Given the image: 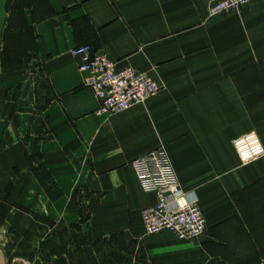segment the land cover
<instances>
[{
  "label": "crops",
  "instance_id": "crops-1",
  "mask_svg": "<svg viewBox=\"0 0 264 264\" xmlns=\"http://www.w3.org/2000/svg\"><path fill=\"white\" fill-rule=\"evenodd\" d=\"M6 3L0 93L16 109L3 118L0 168L14 170V190L30 186L47 249L56 229L37 215L94 241L121 236L146 264H264V0L219 16L205 0H23L18 27ZM82 45L149 77L156 95L100 112L71 54ZM160 148L206 221L201 238L145 232L142 211L157 198L132 162ZM6 153L19 156L9 165ZM78 200L89 203L85 219Z\"/></svg>",
  "mask_w": 264,
  "mask_h": 264
},
{
  "label": "built area",
  "instance_id": "built-area-1",
  "mask_svg": "<svg viewBox=\"0 0 264 264\" xmlns=\"http://www.w3.org/2000/svg\"><path fill=\"white\" fill-rule=\"evenodd\" d=\"M251 0H207L212 16L236 11ZM72 56L78 70L85 73V85L100 101L101 111L118 113L156 95L157 85L146 75L131 68L116 69L105 56L88 46L74 47ZM132 167L144 192L156 196L155 205L142 211V222L148 235L168 233L179 240H192L206 232V222L196 200L186 193L174 166L163 148L134 160Z\"/></svg>",
  "mask_w": 264,
  "mask_h": 264
},
{
  "label": "rangeland",
  "instance_id": "rangeland-1",
  "mask_svg": "<svg viewBox=\"0 0 264 264\" xmlns=\"http://www.w3.org/2000/svg\"><path fill=\"white\" fill-rule=\"evenodd\" d=\"M22 4L23 0H7L6 3V9H14L11 19L16 27H18L16 23L21 14ZM11 34L12 32L9 31L5 39L10 42L8 52H19L14 55V58L18 59L17 56L24 50L20 45L18 47L17 36ZM12 57L13 54L10 58ZM3 64L8 69L14 67L8 62L3 61ZM10 99H4L3 94L0 93V134L3 118L10 117L16 109ZM14 155L19 156L14 153L4 155L9 165L12 164L9 162H13ZM15 176L13 169L0 168V249L5 264H146L140 247L127 245L121 236L94 241L78 225L66 226L60 223L57 225V222L50 217L37 215L36 219L43 225L46 223L48 228L56 229L58 247L49 251L44 241L45 233L36 236L33 230L35 216H30V202L25 198L31 191L30 186L21 185L20 189L14 190ZM51 188L58 194L57 186L49 187L50 190ZM77 203L82 218L85 219L88 215L89 203L84 200H78Z\"/></svg>",
  "mask_w": 264,
  "mask_h": 264
},
{
  "label": "bare ground",
  "instance_id": "bare-ground-1",
  "mask_svg": "<svg viewBox=\"0 0 264 264\" xmlns=\"http://www.w3.org/2000/svg\"><path fill=\"white\" fill-rule=\"evenodd\" d=\"M206 2H207V0H205ZM207 4H208V2H207ZM246 5V4H245ZM208 7H209V5H208ZM241 8V7H240ZM231 12H235V11H231ZM231 12H227V13H231ZM208 13H209V11H208ZM226 13V14H227ZM98 54V53H97ZM149 78V77H148ZM153 81V80H152ZM92 91V90H91ZM99 101V100H98ZM140 105V104H139ZM138 106V105H137ZM135 107V106H134ZM130 109V108H129ZM128 110V109H127ZM99 111L100 112H102L101 111V106H100V101H99ZM125 111V110H124ZM121 112H123V111H121ZM103 113H108V112H103ZM108 114H115V113H108ZM197 205V204H196ZM205 220V219H204ZM206 222V221H205ZM147 234V233H146ZM160 234H165V233H160ZM168 234V233H167ZM148 235V234H147ZM159 235V234H158ZM170 235V234H169ZM149 236H154V235H149ZM172 236V235H171ZM174 237V236H173ZM175 238V237H174ZM201 238V237H200ZM177 239V238H176ZM198 239V238H197ZM177 240H179V239H177ZM192 240H195V239H192Z\"/></svg>",
  "mask_w": 264,
  "mask_h": 264
},
{
  "label": "water",
  "instance_id": "water-1",
  "mask_svg": "<svg viewBox=\"0 0 264 264\" xmlns=\"http://www.w3.org/2000/svg\"><path fill=\"white\" fill-rule=\"evenodd\" d=\"M0 264H5L1 249H0Z\"/></svg>",
  "mask_w": 264,
  "mask_h": 264
}]
</instances>
